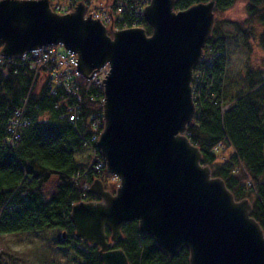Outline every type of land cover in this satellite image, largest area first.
I'll list each match as a JSON object with an SVG mask.
<instances>
[{
  "label": "water",
  "instance_id": "1",
  "mask_svg": "<svg viewBox=\"0 0 264 264\" xmlns=\"http://www.w3.org/2000/svg\"><path fill=\"white\" fill-rule=\"evenodd\" d=\"M175 4L150 0L148 36L144 28H105L82 3L58 15L48 0H0V57L60 46L76 56L84 80L109 66L95 146L118 186L109 192L95 179L88 193L98 201L78 202L69 214L74 237L97 248L102 264H128L114 245L133 222L168 259L186 251L188 264H264V232L250 201L235 200L187 136L196 116L193 73L213 32L215 0L181 11Z\"/></svg>",
  "mask_w": 264,
  "mask_h": 264
},
{
  "label": "trees",
  "instance_id": "2",
  "mask_svg": "<svg viewBox=\"0 0 264 264\" xmlns=\"http://www.w3.org/2000/svg\"><path fill=\"white\" fill-rule=\"evenodd\" d=\"M80 1L76 0L75 5ZM111 1L114 6L129 7L135 3V0ZM208 1L176 0L174 9L181 11ZM238 1L215 0V14L228 12ZM243 1L245 20L264 29V0ZM250 23L244 29L237 27L236 37L242 36L245 45L247 39L257 38L264 49V31L256 35ZM139 25L148 36L151 34L144 21ZM118 27L121 29L123 24ZM224 43V35L217 26L205 50L217 51L218 58L201 65L207 72L204 87L193 94L196 116L187 136L202 153V164L210 167L213 177L224 181L235 200L250 201L251 217L264 232V77L251 70L255 75L251 71L247 73L245 90L237 91L228 102H223ZM32 79L33 73L27 67H0V237L50 232L59 248L75 250L77 264H102L97 248L74 237L69 219L72 205L93 198L85 193L83 199L81 185H91L95 179L105 183L109 177L103 168L99 173L93 171V166L102 164L103 160L90 142L92 117L102 112V90L91 87L88 95L82 80H71L70 85H80L79 91L76 90L80 97L77 101L61 89L54 95L48 77L41 84L39 79L33 84ZM194 87L197 78L193 90ZM76 106L81 107L80 118L71 123V112L67 109ZM22 109V115L30 117V124L11 143V124ZM84 151H89V163L80 169L77 156ZM226 151L228 156L219 160ZM106 235H109L107 230ZM114 248L124 252L128 264H188L186 251L173 259L166 258L151 239L138 233L136 222L122 229V239ZM0 264H4L1 253Z\"/></svg>",
  "mask_w": 264,
  "mask_h": 264
},
{
  "label": "rangeland",
  "instance_id": "3",
  "mask_svg": "<svg viewBox=\"0 0 264 264\" xmlns=\"http://www.w3.org/2000/svg\"><path fill=\"white\" fill-rule=\"evenodd\" d=\"M19 1H36V0H19ZM50 3V9L52 12L58 15H66L74 11L75 4L73 7L65 8L64 6L67 4L66 0H48ZM111 0H91L88 3L84 4L86 6L85 16H88L94 13L96 8H108L110 5L112 6ZM79 3V2H78ZM149 1L146 2L148 5ZM145 5V6H146ZM56 7H59L61 12L56 11ZM66 9L65 13H62ZM246 3L243 0H240L236 3V5L230 9L228 12L223 13L222 15L215 16V27H219L222 35H224L225 43H224V59H225V73L222 82L223 89V102H228L234 94L239 90H245L246 82H247V73L251 70L260 72L262 77H264V49L261 47L260 42L258 43V39H247V45H245L244 39L242 36L236 37V28L241 27L244 29L248 27V20L246 19ZM116 18V15H115ZM123 19V17L121 18ZM113 22H108V25L105 28L113 29L114 31H119L118 29L113 27ZM253 28L254 33L257 35L259 32H263L264 29L260 25H257L255 22L250 23ZM213 28V32H214ZM128 29V28H125ZM212 32V35H213ZM211 35V37H212ZM211 39V38H210ZM209 39V40H210ZM208 40V41H209ZM208 46V42L206 43ZM206 46L203 50V58L197 65L196 69L193 73V83L197 78V87H194L193 94L204 87L203 79L204 75L207 72L206 69L202 68V64L206 62L215 61L218 58L217 51L215 50H205ZM6 65L9 66L8 63ZM61 65V62L58 63ZM209 66V65H208ZM211 68V67H208ZM43 67L41 68V72H39V84L42 83V79L48 77L49 72L43 71ZM208 70V69H207ZM100 71V70H99ZM253 76L255 75L253 72ZM97 73V72H96ZM95 73V74H96ZM94 74V75H95ZM93 75V76H94ZM107 77V76H106ZM93 78V77H92ZM56 80L53 78L51 82V90L54 89V85L56 84ZM193 88V84H192ZM197 94V93H196ZM194 98V96H193ZM195 104V103H194ZM103 128V125H102ZM102 131V129H101ZM100 131V133H101ZM100 135V134H99ZM99 138V137H98ZM220 150L217 151V154ZM229 151L223 152L218 158L221 160L224 157H227ZM89 151H84L77 156V160L80 164V169L85 168L88 163ZM102 167L104 170V165L102 163ZM105 172V170H104ZM109 176V175H108ZM105 183L103 182L104 187L108 188L105 190L109 192H114V189L118 186V179L112 176L105 178ZM83 187V184L81 185ZM92 201H98L97 199ZM109 236V235H108ZM55 238V237H54ZM55 240H53V235L50 232H42L37 234H15V235H7L0 237V253L3 255L4 264H77V258H74L76 255L75 250L71 247L59 248ZM57 244V243H56Z\"/></svg>",
  "mask_w": 264,
  "mask_h": 264
},
{
  "label": "built area",
  "instance_id": "4",
  "mask_svg": "<svg viewBox=\"0 0 264 264\" xmlns=\"http://www.w3.org/2000/svg\"><path fill=\"white\" fill-rule=\"evenodd\" d=\"M139 1L141 2V4H139ZM147 1L149 0H135V3L133 5H130L129 7H127L128 5L126 4H116L115 6L110 5L108 8H104L101 6V8H96L94 10L95 12L90 14V16L92 17V19L100 21L104 26H107L108 22L111 21V23L113 22L112 24L113 27L118 30H119L118 25L120 24L121 25L123 24V27L121 29L141 27L139 23L144 21L143 10L147 6L146 5ZM75 2L76 0H66L67 4L64 7L65 8L73 7ZM80 2H83L84 4L88 3L85 0H82ZM56 11L61 12L59 7H56ZM65 11L66 9H64L62 13H65ZM122 17L123 19H121ZM126 24H128L129 26H127ZM115 25H117V27H115ZM59 62H61L60 66L58 65ZM6 63L16 68L27 67L28 70L31 73H33V79H32L33 84L39 79L40 76L39 72H41V68L43 67L44 68L43 71L45 70L46 72L47 71L49 72L47 74L49 76V79L52 80L54 78L57 82L54 85V89H52L53 94L55 95L57 90L61 89L62 91H64V93L67 96L69 94L72 97L74 96L77 101H80V97L77 96L76 90L79 91L80 85L77 83L76 85L75 84L70 85L71 80H73V82L78 79L82 80L83 85L85 84L84 86L85 89L83 90H85L86 94L89 95L91 87H97L100 90H102L103 81L106 79V76L109 73V67L108 65H106L103 68H101L100 71H98L91 80H84L77 72L76 56L74 54H71L63 50L60 47H48V48L38 49L16 60L5 59L0 57V67L6 65ZM23 109L15 114L16 118L13 120L11 124L12 126V128L10 129L11 143L16 142L18 140V135L22 134L30 124V117L22 115ZM80 109L81 107L79 106H76V108L69 107L67 109V111L71 112V115L69 116V121L71 123H76L80 118L79 116ZM92 120L94 122L93 123L94 128H92L93 135L90 138V142L96 144L103 125L102 113L94 114ZM102 168H103L102 164H96L93 166V171L99 173L102 170ZM86 190H88V185L84 183L82 187L83 199L86 198V194H85Z\"/></svg>",
  "mask_w": 264,
  "mask_h": 264
}]
</instances>
